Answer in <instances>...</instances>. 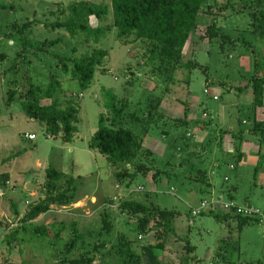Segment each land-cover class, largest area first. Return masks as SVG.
<instances>
[{
    "label": "rangeland",
    "instance_id": "rangeland-1",
    "mask_svg": "<svg viewBox=\"0 0 264 264\" xmlns=\"http://www.w3.org/2000/svg\"><path fill=\"white\" fill-rule=\"evenodd\" d=\"M79 1L111 3V0H0V52L8 55L0 66V264L69 263L102 244L105 248L91 255L92 264H121L115 253L103 256L111 252L122 234L133 243V250L142 258L141 264H148L144 249L160 245L164 247L158 251L163 264H264V224L257 222L239 228L237 220H218L209 210L197 217L191 214L192 208L200 207L202 202L212 203L221 198L223 203L229 202V191L233 188L237 189L234 192L237 204L262 210L264 207V145L251 146L253 150L242 147L244 159L238 162L231 133L241 127L252 128L254 97L250 80L257 63L264 69V41L254 40L250 15L244 13V0H209L205 4L199 28L185 49L183 63L197 61L207 67V72L183 67L168 80L156 73L154 68L159 64H147L150 56L146 43L123 45L111 32L99 44L109 56L97 67L93 84L84 92L78 81L57 68L56 59V56L72 57L75 44L83 37L72 38L65 30L46 26L59 19V14H55L58 9ZM226 6L230 7L227 11ZM27 22L33 23L32 40H61L49 54L33 58L32 77L36 86L46 88L50 76L55 74L63 85L57 95L62 107L70 101L79 105L78 132L71 143H65L61 135L52 137L44 124L28 117L19 96L12 104L5 103L10 81L14 79L9 68L19 50V45L6 35L13 32L14 25L21 28ZM213 22L233 38L251 41L255 48L239 46L231 51L229 47L224 49L220 40H206V30ZM91 25L97 27L99 22L91 19ZM239 88L244 91H238ZM21 90H26L22 84ZM113 97L118 103L126 101V115L135 116L127 117V128L143 136L144 129L150 126L145 148L155 154V166L170 172V178L155 180L154 173H150L130 186L128 182L119 184L115 177L117 170L90 149L100 117H109ZM50 103L43 101L44 105ZM186 113L192 125L176 127L174 122L183 119ZM256 117L264 121V107L256 110ZM28 135H34L36 140L27 139ZM210 140L212 144L202 149V144ZM190 153L197 156L182 166ZM220 161L223 163L216 171ZM51 167L76 180L77 203L53 206L47 214L25 224L23 220L30 208L46 198V176ZM195 168L208 173L213 185L210 192L202 191L205 186L195 179ZM65 180L62 186L66 185ZM125 201L176 211L175 233L160 236L164 230H157L151 222L147 232L139 234L135 228L141 216L123 211L121 204ZM106 212L113 228L110 234L101 236ZM74 224L82 238L68 254L66 245L74 238ZM42 226L50 234L60 233L59 238H40L34 227ZM189 245L194 248L191 253Z\"/></svg>",
    "mask_w": 264,
    "mask_h": 264
},
{
    "label": "trees",
    "instance_id": "trees-1",
    "mask_svg": "<svg viewBox=\"0 0 264 264\" xmlns=\"http://www.w3.org/2000/svg\"><path fill=\"white\" fill-rule=\"evenodd\" d=\"M209 0H111L110 5H97L88 1H79L70 4L66 8L58 9L59 19L51 24H46L52 30H65L72 38L82 36V41L75 44L73 56L70 58L56 56L58 60L57 68L65 75H71L73 80L78 81L81 90L87 91L93 84L98 66H102L109 56V52L99 48V44L111 32L116 35V40L123 45L136 44L144 42L147 44V53L150 56L147 64L150 62L159 64L154 68L156 73L172 80L178 70L185 67L193 70L201 68L205 72L207 67H203L197 61L190 60L183 63L185 49L199 28V17L205 4ZM244 13L250 15L254 40L264 41V0H244ZM235 5H232L234 10ZM226 11L230 7H224ZM242 13V12H241ZM54 14V15H55ZM91 19L99 22L97 27L91 25ZM32 22H27L23 27L13 26V32L6 35L9 41L19 45L16 58L9 68L13 72L14 79L10 81L6 105L12 104L19 96L21 98L22 109L28 117L40 122L46 126V131L52 137L62 136L65 143L73 142L78 132L77 124L79 122V105L73 101L68 102L65 108L57 99V95L62 92L63 85L55 74L50 76V82L44 87L36 86L32 77L33 58H38L43 54H49L50 50L61 42L60 39L55 41L36 42L30 38ZM225 30L218 27L215 22L208 26L205 36L210 42L220 40L223 48L229 47L235 51L237 47H246L251 50L254 46L251 41L244 37L233 38ZM50 48V49H49ZM255 48V47H254ZM8 60L6 53L0 52V66ZM208 70V69H207ZM262 64H256V73L251 78L250 83L253 90V126L245 130L241 127L236 133L231 132L235 143V151L238 162H242L244 154L242 147L246 142H253L258 145H264V121L257 120L256 110L264 107V75ZM0 73V88H1ZM21 79V80H20ZM26 88L20 91V85ZM238 91L243 92V88ZM208 93V90H206ZM44 100H50V104H43ZM127 102L118 103L117 98L113 97L110 103L109 117L101 116L99 129L94 134L90 142V149L98 152L105 157L108 162L117 170L115 177L119 184L128 182L129 186L139 177H147L154 173V179L163 176L167 178L172 175L170 172L158 169L155 160V154L145 148V137L150 132V126L144 129V134L138 135L134 130L127 128V117L133 118L134 115H126ZM160 104V102L158 103ZM157 104V105H158ZM163 115H160L161 118ZM186 113L183 119L174 122L176 127L190 126L192 123L187 119ZM153 118V117H152ZM150 118L149 120H151ZM147 120V121H149ZM148 124H152L149 121ZM157 125V124H155ZM203 127L206 130V125ZM143 132V131H142ZM167 135V132H163ZM230 133V134H231ZM224 136V135H223ZM223 136L222 139L223 140ZM250 137V138H248ZM222 143V141H220ZM212 144V140L204 142L202 149ZM223 146V145H222ZM187 148H191L187 144ZM197 156L190 153L182 164L189 158ZM216 166V171L221 167L223 161ZM262 163V162H261ZM197 172L196 180L204 184L202 190L207 193L213 189L208 173L198 168L193 169ZM47 183L45 185L46 198L40 203L33 205L25 216L23 222L28 224L40 216L51 211L53 206L62 207L72 206L77 203V185L73 177L66 175L55 168L47 170ZM66 179V180H65ZM63 180L66 185L62 186ZM157 184L160 183L157 180ZM236 188L229 191L231 202L234 200ZM254 207V206H253ZM121 209L130 212L135 216H141L139 223L135 228L139 234L147 232L151 222H154L155 228L160 231V236L167 232L175 233L173 224L178 217L174 210L162 209L155 205H145L138 201H125L121 204ZM264 210V207H263ZM210 214L215 215L218 220L229 221L235 219L238 221L239 228H243L251 223H257L254 219L243 218L232 214H216L210 210ZM192 214V212H191ZM201 213L199 216L203 215ZM103 227L100 235L103 233L110 234L113 228L110 215L106 212L103 215ZM74 227V238L66 245V251L71 254L77 247L82 235ZM34 232L40 238H53L57 240L60 233L50 234L47 227H34ZM12 237L16 238V235ZM11 238V237H10ZM9 238V239H10ZM190 253L194 248L190 245ZM105 248V244L95 246L94 250L88 251L86 256L77 260L65 261L59 264H92L91 255L98 252L99 249ZM163 246L146 247L145 256L148 264H163L159 259L158 251L163 250ZM115 253L121 264H141L142 258L133 250V243L129 241L126 235H120L118 242L113 246L111 252L105 254L103 258ZM109 264V263H102Z\"/></svg>",
    "mask_w": 264,
    "mask_h": 264
},
{
    "label": "built area",
    "instance_id": "built-area-1",
    "mask_svg": "<svg viewBox=\"0 0 264 264\" xmlns=\"http://www.w3.org/2000/svg\"><path fill=\"white\" fill-rule=\"evenodd\" d=\"M27 139L34 141L36 137L34 135L26 136ZM207 210H213L217 213L221 214H232L243 218L254 219L260 224H264V210L253 207V206H243L239 205L236 202H225L223 203V199H219V201L208 203L202 202L200 207L192 208V214L194 216H199L201 213H204ZM220 210V211H218Z\"/></svg>",
    "mask_w": 264,
    "mask_h": 264
},
{
    "label": "crops",
    "instance_id": "crops-1",
    "mask_svg": "<svg viewBox=\"0 0 264 264\" xmlns=\"http://www.w3.org/2000/svg\"><path fill=\"white\" fill-rule=\"evenodd\" d=\"M224 141V140H223ZM232 144H233V141H232ZM246 146H249V150H253L252 149V147L251 146H258V144H256V143H253V142H246V143H244V145H243V149H244V147H246ZM243 152V151H242ZM243 154H244V152H243Z\"/></svg>",
    "mask_w": 264,
    "mask_h": 264
}]
</instances>
